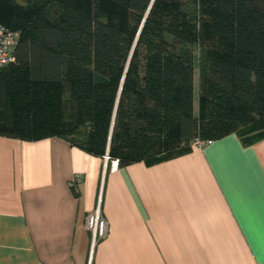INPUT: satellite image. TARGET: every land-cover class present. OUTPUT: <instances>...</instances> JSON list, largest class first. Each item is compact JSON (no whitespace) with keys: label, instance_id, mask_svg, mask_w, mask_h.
<instances>
[{"label":"trees","instance_id":"trees-1","mask_svg":"<svg viewBox=\"0 0 264 264\" xmlns=\"http://www.w3.org/2000/svg\"><path fill=\"white\" fill-rule=\"evenodd\" d=\"M0 134L108 164L264 138V0H0Z\"/></svg>","mask_w":264,"mask_h":264},{"label":"crops","instance_id":"crops-1","mask_svg":"<svg viewBox=\"0 0 264 264\" xmlns=\"http://www.w3.org/2000/svg\"><path fill=\"white\" fill-rule=\"evenodd\" d=\"M0 264H264V138L113 168L61 137L0 134Z\"/></svg>","mask_w":264,"mask_h":264},{"label":"built area","instance_id":"built-area-1","mask_svg":"<svg viewBox=\"0 0 264 264\" xmlns=\"http://www.w3.org/2000/svg\"><path fill=\"white\" fill-rule=\"evenodd\" d=\"M16 35L14 31H10L3 26H0V68L12 61H14V48L16 44ZM212 140H200L196 139L194 145L202 147L203 145L210 143ZM105 160L108 159L107 155L104 156ZM117 165V160L111 161V166L114 168ZM80 181L79 176H74L70 180V186L73 187ZM85 226L90 231V248L91 250L96 243L102 239L108 231V223L103 217L100 210V199H98L94 209L86 215Z\"/></svg>","mask_w":264,"mask_h":264}]
</instances>
